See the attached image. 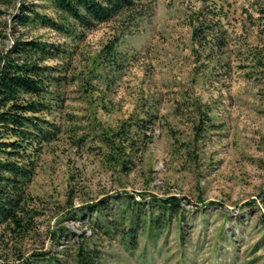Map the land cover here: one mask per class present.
<instances>
[{
	"label": "rangeland",
	"instance_id": "obj_1",
	"mask_svg": "<svg viewBox=\"0 0 264 264\" xmlns=\"http://www.w3.org/2000/svg\"><path fill=\"white\" fill-rule=\"evenodd\" d=\"M21 4L62 26L21 23ZM29 40L48 46L49 135L0 264H75L79 243L93 264H264V0H142L88 27L1 0L0 66Z\"/></svg>",
	"mask_w": 264,
	"mask_h": 264
},
{
	"label": "trees",
	"instance_id": "obj_2",
	"mask_svg": "<svg viewBox=\"0 0 264 264\" xmlns=\"http://www.w3.org/2000/svg\"><path fill=\"white\" fill-rule=\"evenodd\" d=\"M1 1V0H0ZM56 12L65 17L72 18L75 22L88 27L94 23L105 22L125 10L134 11L136 5L142 0H44ZM24 11L31 12L38 17L43 25H54L44 15H38L28 5L21 4L17 19L21 23L32 21L33 17L25 15ZM47 44L40 41L16 42L14 49L22 56L20 63L5 61L0 66V153L10 157H0V225L5 223L12 233L20 235L28 230L27 221L23 219L24 203L28 196L26 185L34 168V162L28 155L36 148L33 143L48 137L50 125L48 121L36 115L46 108L45 103L39 98L45 87L43 81L46 76V67L34 61L36 55L48 54ZM104 50L106 56H111L113 47L107 45ZM110 59V58H109ZM111 60V59H110ZM108 64H111L110 62ZM20 94H28L31 99L19 101ZM123 126H120L122 129ZM123 132L120 130L118 135ZM11 138V139H4ZM160 201L168 207L177 206V198L167 197ZM137 220L138 215L135 214ZM156 217L154 221L156 222ZM144 222L143 218L140 222ZM148 221V220H147ZM137 222V221H136ZM149 222V221H148ZM110 226H113L110 222ZM151 227L150 224H148ZM132 228V227H130ZM132 237L133 230H128ZM45 254L48 262L54 261V256L49 252ZM40 254V255H42ZM75 264H93L96 252L79 243L72 253ZM25 260L22 263L27 264Z\"/></svg>",
	"mask_w": 264,
	"mask_h": 264
}]
</instances>
